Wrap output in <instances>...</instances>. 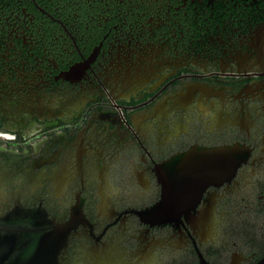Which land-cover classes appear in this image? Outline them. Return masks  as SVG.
Instances as JSON below:
<instances>
[{"label":"flooded vegetation","instance_id":"obj_1","mask_svg":"<svg viewBox=\"0 0 264 264\" xmlns=\"http://www.w3.org/2000/svg\"><path fill=\"white\" fill-rule=\"evenodd\" d=\"M0 230L1 264H264V0H0Z\"/></svg>","mask_w":264,"mask_h":264},{"label":"water","instance_id":"obj_2","mask_svg":"<svg viewBox=\"0 0 264 264\" xmlns=\"http://www.w3.org/2000/svg\"><path fill=\"white\" fill-rule=\"evenodd\" d=\"M6 221V224H5V227L7 228V227H19V226H24V224H22V225H17V224H15V222L13 221V220H5ZM4 238H11V240L10 241H6L7 239H5L4 240ZM16 235L14 234V233H3L2 232V230H0V254L2 253V250L4 249V247H3V245L4 244H12V245H14V244H17L16 243ZM14 239V240H13ZM1 264V263H0Z\"/></svg>","mask_w":264,"mask_h":264},{"label":"built area","instance_id":"obj_3","mask_svg":"<svg viewBox=\"0 0 264 264\" xmlns=\"http://www.w3.org/2000/svg\"><path fill=\"white\" fill-rule=\"evenodd\" d=\"M2 137L6 138L5 140H13L14 139V135L5 134Z\"/></svg>","mask_w":264,"mask_h":264}]
</instances>
